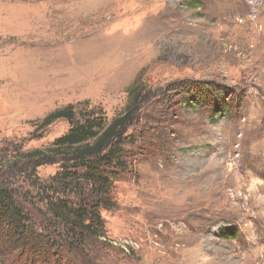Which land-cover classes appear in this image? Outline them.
<instances>
[{
  "label": "rangeland",
  "instance_id": "rangeland-1",
  "mask_svg": "<svg viewBox=\"0 0 264 264\" xmlns=\"http://www.w3.org/2000/svg\"><path fill=\"white\" fill-rule=\"evenodd\" d=\"M185 81L214 83L229 112L181 104L167 89ZM135 86L150 99L104 234L51 264H264V0H0V185L43 209L38 185L76 173L23 162L70 128L45 118L73 106L109 124ZM2 245L0 264H34Z\"/></svg>",
  "mask_w": 264,
  "mask_h": 264
},
{
  "label": "trees",
  "instance_id": "trees-1",
  "mask_svg": "<svg viewBox=\"0 0 264 264\" xmlns=\"http://www.w3.org/2000/svg\"><path fill=\"white\" fill-rule=\"evenodd\" d=\"M177 90L179 93L174 95L175 98H179L186 107L194 104L197 108H213L225 114L230 110L223 90L214 83L185 81L170 85L167 92L175 94ZM148 95L139 86L132 88L125 113L109 124L99 116L89 115L83 121L77 120L73 106L45 118L42 128L59 120H66L70 128L46 151L35 150L25 154L23 162L29 168L72 163L76 173H63L59 179L52 180L54 185L50 187L38 185L45 193V197H38L40 205L45 202V207L40 210L35 203L28 201L31 193L18 196L14 188L0 185V246L5 244L9 247L11 253L8 254L21 253L19 258L25 257L34 264H51L55 256L63 253H75L76 258L83 260L80 256L87 250L88 240H97L104 234L106 222L101 212L115 206L111 198L114 183L118 181L119 170H125V159L133 157V150L126 149L128 144L132 145L128 140V129L138 128L143 105L150 99ZM157 97L160 99L158 104L163 107L157 111L156 117L147 118L162 125L168 122L171 111L166 108L169 101L165 95L154 98ZM44 214L49 219L43 218ZM36 217L41 223L34 221ZM55 219L63 223L65 235L51 233L45 226L41 231L36 228L42 227L43 223L52 226Z\"/></svg>",
  "mask_w": 264,
  "mask_h": 264
}]
</instances>
